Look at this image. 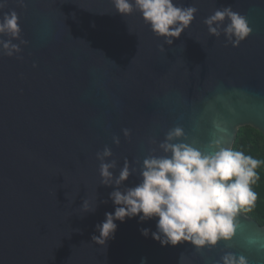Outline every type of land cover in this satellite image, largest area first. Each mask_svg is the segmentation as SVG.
Wrapping results in <instances>:
<instances>
[{"label": "water", "instance_id": "obj_1", "mask_svg": "<svg viewBox=\"0 0 264 264\" xmlns=\"http://www.w3.org/2000/svg\"><path fill=\"white\" fill-rule=\"evenodd\" d=\"M177 2L198 12L161 50L140 13L123 17L111 0H25L23 8L7 0L27 43L13 57L0 52V264H216L224 251L264 264V225L244 212L230 242L199 252L145 238L140 229L156 231V222L138 217L116 221L106 246L92 240L114 212V188L101 185L96 158L105 146L118 175L125 158L139 169L151 149L160 154L177 125L207 144L219 122L232 148L242 127L264 135V0ZM227 6L253 30L237 47L203 23ZM84 200L94 212H84Z\"/></svg>", "mask_w": 264, "mask_h": 264}, {"label": "clouds", "instance_id": "obj_2", "mask_svg": "<svg viewBox=\"0 0 264 264\" xmlns=\"http://www.w3.org/2000/svg\"><path fill=\"white\" fill-rule=\"evenodd\" d=\"M26 7L25 0H17ZM115 12L123 17L139 12L144 24L153 34L172 45L188 29L195 19L198 8L185 6L177 0H111ZM7 0H0V52L13 57L21 52L20 17L17 11H4ZM203 23L209 35L225 37L226 46L237 47L249 37L252 28L247 17L231 6L217 8ZM7 37V39H4ZM19 40V44L13 43ZM20 58V57H18ZM36 65L34 64L33 67ZM218 135L203 144L190 139L182 126L170 128L157 149H151L139 169L125 158L119 174H114L117 162L110 147L105 146L96 153L100 161L101 185L113 187L109 199L114 212H106L105 219L96 225L99 235H93L94 243L106 246L114 239L116 221L138 217V222L155 220L156 231L141 228L145 238L158 241L163 246L190 243L196 251L212 249L220 242L228 243L235 235L241 212H250L256 205L257 193L253 190L260 180L259 169L264 160L245 154L228 145L223 133L226 129L213 122ZM125 138L131 136L130 129H122ZM115 145L119 136L112 137ZM139 172V182L126 187L130 176ZM106 203V201H105ZM97 205L82 204L84 212H94ZM183 254H181L180 259ZM140 264H147L142 257ZM216 264H250L247 255L235 251H224Z\"/></svg>", "mask_w": 264, "mask_h": 264}, {"label": "trees", "instance_id": "obj_3", "mask_svg": "<svg viewBox=\"0 0 264 264\" xmlns=\"http://www.w3.org/2000/svg\"><path fill=\"white\" fill-rule=\"evenodd\" d=\"M233 148L264 160V135L251 126L242 127L239 130ZM258 171L260 180L253 185V190L257 193L256 205L252 211L244 213L254 218L260 225H264V168Z\"/></svg>", "mask_w": 264, "mask_h": 264}]
</instances>
